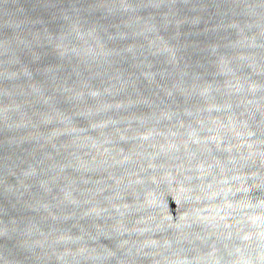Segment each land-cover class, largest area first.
<instances>
[{"label":"water","instance_id":"water-1","mask_svg":"<svg viewBox=\"0 0 264 264\" xmlns=\"http://www.w3.org/2000/svg\"><path fill=\"white\" fill-rule=\"evenodd\" d=\"M0 264H264V0H0Z\"/></svg>","mask_w":264,"mask_h":264}]
</instances>
